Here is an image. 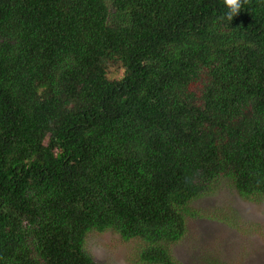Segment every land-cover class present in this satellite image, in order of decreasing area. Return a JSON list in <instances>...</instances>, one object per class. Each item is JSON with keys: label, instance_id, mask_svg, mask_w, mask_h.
I'll list each match as a JSON object with an SVG mask.
<instances>
[{"label": "trees", "instance_id": "trees-1", "mask_svg": "<svg viewBox=\"0 0 264 264\" xmlns=\"http://www.w3.org/2000/svg\"><path fill=\"white\" fill-rule=\"evenodd\" d=\"M0 0V264H180L193 202L264 200V0ZM123 74V79H119Z\"/></svg>", "mask_w": 264, "mask_h": 264}, {"label": "rangeland", "instance_id": "rangeland-1", "mask_svg": "<svg viewBox=\"0 0 264 264\" xmlns=\"http://www.w3.org/2000/svg\"><path fill=\"white\" fill-rule=\"evenodd\" d=\"M200 217L172 247L180 264H264V200L245 199L227 184L196 199ZM115 234H91L87 252L100 264H134Z\"/></svg>", "mask_w": 264, "mask_h": 264}, {"label": "clouds", "instance_id": "clouds-1", "mask_svg": "<svg viewBox=\"0 0 264 264\" xmlns=\"http://www.w3.org/2000/svg\"><path fill=\"white\" fill-rule=\"evenodd\" d=\"M223 3L228 9L226 18L227 20L231 21L233 17L239 13L242 7V2L241 0H223ZM119 79H123V74L120 75Z\"/></svg>", "mask_w": 264, "mask_h": 264}]
</instances>
